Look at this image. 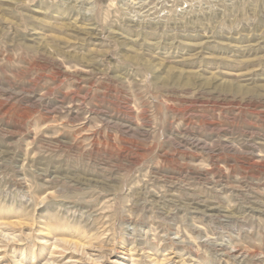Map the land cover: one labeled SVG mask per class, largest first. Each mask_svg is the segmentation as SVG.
Wrapping results in <instances>:
<instances>
[{
    "label": "rangeland",
    "instance_id": "1",
    "mask_svg": "<svg viewBox=\"0 0 264 264\" xmlns=\"http://www.w3.org/2000/svg\"><path fill=\"white\" fill-rule=\"evenodd\" d=\"M0 264H264V0H0Z\"/></svg>",
    "mask_w": 264,
    "mask_h": 264
}]
</instances>
